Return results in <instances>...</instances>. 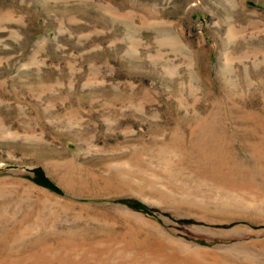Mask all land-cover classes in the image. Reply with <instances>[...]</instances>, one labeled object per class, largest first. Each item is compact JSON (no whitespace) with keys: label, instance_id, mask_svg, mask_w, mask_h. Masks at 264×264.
Returning a JSON list of instances; mask_svg holds the SVG:
<instances>
[{"label":"rangeland","instance_id":"1","mask_svg":"<svg viewBox=\"0 0 264 264\" xmlns=\"http://www.w3.org/2000/svg\"><path fill=\"white\" fill-rule=\"evenodd\" d=\"M0 264H264V0H0Z\"/></svg>","mask_w":264,"mask_h":264},{"label":"trees","instance_id":"2","mask_svg":"<svg viewBox=\"0 0 264 264\" xmlns=\"http://www.w3.org/2000/svg\"><path fill=\"white\" fill-rule=\"evenodd\" d=\"M33 180L42 185L45 186L51 190L54 191H60V188L57 186V184H55L46 174V172L44 171L43 168L38 167L34 169V174H33ZM122 202L126 203L128 206L137 209V210H141L143 212H147V213H151L154 210L149 208L147 205H145L143 202H141L140 200L137 199H122Z\"/></svg>","mask_w":264,"mask_h":264}]
</instances>
